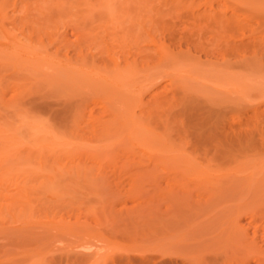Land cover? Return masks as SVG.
<instances>
[{"label": "rangeland", "instance_id": "1", "mask_svg": "<svg viewBox=\"0 0 264 264\" xmlns=\"http://www.w3.org/2000/svg\"><path fill=\"white\" fill-rule=\"evenodd\" d=\"M24 2L33 7L42 6L46 10V20L40 21L39 24L36 23L37 25L33 24L36 29L32 24L31 26L27 22L23 23L14 12V9L20 8ZM145 5L148 8H145ZM222 8L227 13L234 14V27L225 25L219 27L217 10ZM147 9L148 13L152 15V20L146 22L144 13ZM30 11L33 12L32 7ZM7 13L10 15L8 16ZM120 15L129 16V20L134 15L133 22L127 21V18L126 21L122 20ZM146 30L151 31L157 38V42L162 43L165 56L161 54L160 50H157L153 58L149 59L147 53L141 49L142 46H145L144 44H147L142 37V34H147ZM128 31L131 32L130 35H126ZM58 39L61 41L58 42ZM153 49L155 50V47ZM128 61L132 62L130 67L116 69L120 64H122L121 67H124ZM7 88H10V92ZM17 88L22 95L17 91ZM20 88L22 91L24 89L33 92L34 89L38 90V95L32 92H30L31 96L28 92L24 94ZM39 88L41 91L47 89V92L52 89L51 92L53 91L54 94L50 93L48 94L50 97L46 95L47 98L46 96L44 98H50V101L46 100V102L54 103L58 107L59 116L63 117V120L68 119L70 125L76 129L74 130L76 142L74 140V144L67 145L66 140H61L59 132L55 133V137L58 138L57 135H60V140L57 138L54 140V135L51 136V140L48 135L45 137L47 139H44L48 140L46 143L53 141V146L56 145V149L59 146L54 142L56 140L70 149L64 146L58 147L66 148V152L63 150L65 157L63 156L64 152L59 154V156L62 155L60 161L63 160L58 163L59 165L63 166L68 163L70 158L72 161L68 165L72 166L73 164V167L75 165L73 173L67 169L66 165L67 168L53 165L58 171L66 172L65 174L69 175L65 179L63 178L65 174L63 175V172L59 171L63 175L60 179L62 181L64 179L65 182L58 180L60 176L57 173V180L60 184L62 183L59 184L60 187L57 186L56 179L52 183L53 185L51 183L47 185L49 191L53 189L50 193L54 192L55 201L57 200L58 202H56L61 207H59V211L58 208L55 209L56 212L54 211L53 208H56V205L50 200L54 205L50 204V201L48 202L50 207L47 203L42 205L48 206L49 209L52 208L53 210L50 211L53 213L45 206L41 209L40 201L35 202L38 205L37 210L35 209L36 205H33L36 210V213L33 212L35 218L31 219L32 215H26L29 213L28 210L24 211L25 213L21 212L27 216V222H32V225L39 221L46 223L41 222L42 224H39L36 229H28L35 236L36 233L33 231L40 228L44 245V242L49 239L48 235L51 234L50 229L53 233L62 228L60 229L61 233L59 232L62 235L58 236V241L55 239L56 243L50 242L51 237L49 242L46 241L49 243L47 245L51 244L50 248L55 246V252L52 250L49 252L50 248L47 249L46 245V249L43 248L45 249L44 253L47 254L43 255L46 257V261L42 257L43 263L39 262L38 264H53V261L60 264L59 261L52 260L50 257L54 254L58 256L57 247L65 248L68 245H72V247L76 245L75 248L78 250L75 251L80 254L89 253V257H92L93 253L92 259L90 258L92 262L95 260L94 256L100 258L99 261L102 257V261L104 259L112 261L111 258L117 253L121 255L127 252L137 256L149 255L154 253L153 250L157 245L155 242L159 239L162 240L159 237H163V234L164 238H166L165 234L169 235V238L166 239L167 241H159L164 246L173 247V251L180 247L183 248L185 245L196 246L207 242L206 245L209 246L213 244L217 248L230 249L224 257L219 258L220 264H242L241 259L246 257L243 252L245 248L236 241L235 237L233 238L235 240L232 239L233 236L229 237L231 234L228 233L231 231L229 232L226 227L228 221L232 220L233 222L237 219L245 229L250 230L251 235L254 234L256 227L262 225L259 229L260 233L258 231V234L261 235L257 236L262 237L258 240H260L259 244L264 247V244L261 243L264 242V170L260 165L254 163L255 160L261 158V154L247 151L239 156L237 161L224 162L223 168H220V170L222 169L221 173L219 171L216 173L219 175L216 185L209 184V181L208 183L204 182L203 177L213 173L212 169L217 162L211 164L213 161L211 163L206 159L203 161L200 159L202 156H197L196 153L191 158L190 146L186 147L190 151L188 158L193 160L190 161L191 163L188 161L187 165L184 166L183 163L179 166L172 160V162L168 160L173 165L169 163L168 166L163 165L162 168L155 165L157 153L160 151L164 154L161 148L165 150L167 145V148L173 150L174 144L182 142L174 138L166 142L164 138V143L158 139L160 135H162L160 138L164 137V130L167 127L166 134H171L168 137L174 135L178 138L179 131L177 135L174 132L177 122L217 118L220 122L219 130L224 134L226 132H245L249 130V125L255 122L253 118L258 119L257 116H250L253 110L251 108L254 107L249 106L256 102L255 98L264 90V0H0V91H7V93H4L5 91L1 93L0 99L7 102L10 98H14L15 101V96L20 94L19 96L23 100L25 95L27 96L28 100H25L28 103L31 100L40 103L42 97L39 98ZM45 92L43 90L41 94L44 95ZM34 94L38 98L35 99L36 101ZM259 97H257V102ZM19 101L21 107L28 104H25L26 101L22 103L19 98L16 103L13 102L15 103L13 106L17 105L18 107L15 109L10 103H7L9 107H5V102H2V105L0 102V109H5L4 115L0 113V117H2L0 121L8 120L9 122L2 121V123H8L13 132L17 130L18 122L16 121L21 120L25 126L27 119L31 120L25 110L29 109L28 112L37 113L31 109L30 105L26 106L28 107H25L26 109L22 107L25 109L22 111L17 104ZM260 105L259 110H264V102H261ZM12 107L14 110H11L13 112L9 110L11 113L8 112L10 115L8 117L6 109L8 111ZM70 107L71 109L74 107L72 109L74 117H72L73 114L71 115V110V116L68 115L69 113L66 114L68 112L66 108L70 109ZM30 109L33 111L31 112ZM17 113L22 118H17ZM262 114L264 115V112ZM260 116L261 114L258 116L259 119L263 117ZM60 117L59 121L62 120ZM35 118L32 117L33 121L28 120L27 124L29 125L26 124L25 129H28L30 124L33 125L39 119L34 121ZM72 118L75 123L70 120ZM12 119L16 121L14 122ZM43 122L45 121L43 120ZM46 122L51 124L48 119ZM101 122H106L109 125L106 129L107 132L102 130ZM146 122L150 127H146L145 130L143 126H146ZM167 123L170 124L166 126ZM39 124L38 122V127L41 125ZM41 126L42 129L43 125ZM1 127H3L2 124ZM44 128L42 131L45 130ZM149 128L151 130H148ZM18 130L17 132H20ZM180 131L184 135V131L182 129ZM0 132L2 134L1 130ZM5 133L3 134L5 135ZM29 133L31 132H28L29 136H27V132L23 131L20 135H23L24 139L29 137L30 140L32 133ZM73 133L70 134L73 135ZM62 136L66 137L67 142L72 138H67L68 135L63 133ZM20 137L22 138V136ZM3 141L7 147L8 143ZM28 141L26 139V142ZM30 142L33 143V141ZM16 144L17 142L10 147H17ZM5 146L4 149L7 150L8 148ZM22 146L24 148L25 145L22 144ZM31 146H29L30 150L29 148L25 149H28V152L31 151L29 153L32 151L36 153ZM20 148L19 146V152L23 150ZM13 149L9 148L10 151ZM171 149H166L165 154L173 152ZM16 151L12 153L14 156L19 153ZM67 151L73 152L74 154L71 153L73 156H67ZM4 153L3 155H5ZM8 153L6 152V154ZM21 153L24 154V152ZM166 155H171V153ZM29 156L32 155L29 154ZM48 157L51 158V162L53 156L48 155L47 159ZM20 158L17 157L16 160L24 159ZM29 160L31 161V159ZM31 162L36 167L35 164L39 161ZM50 162L47 165L43 164L44 166L41 164L42 167L39 165L41 174L49 175L48 172L52 168H49ZM28 166L30 167V165ZM28 166L23 167L27 168ZM45 166L49 168L48 172L44 170L47 168ZM172 166L176 169H173ZM190 167L197 171H190ZM17 168L14 171H18ZM30 168L33 169V167ZM30 168L28 169L30 170ZM164 168L165 170H162ZM21 170L23 171V168L20 169V172H22ZM38 170L37 172H39ZM52 170L51 173H53ZM149 170L150 173H148ZM165 171L167 173L170 171L169 176L165 175ZM20 172L19 174H21ZM35 173L32 174L36 175ZM15 174L18 175V172ZM22 174L21 179L24 177ZM31 176L29 175L28 178ZM156 177H159L160 181ZM34 178L36 177L34 176ZM184 179H186V183L182 182ZM155 180L159 181L160 186H155L157 184ZM191 181L192 183H190ZM196 181L203 182V185L207 183V186L200 185V187ZM36 183L32 177L28 184L35 185ZM164 187H167L168 193L169 191L172 193L166 194ZM45 188L46 186L43 187V189ZM55 190L58 191V194ZM49 191L45 196L50 194ZM38 195L39 193L34 196ZM208 198H211L210 202L206 201ZM169 200L173 203H170ZM37 211L45 212L46 215L42 218L41 215L38 216ZM57 211L58 214H56ZM47 213L52 216L48 218ZM36 215L38 220L34 222L37 218ZM254 216L256 218L253 219ZM10 218L12 217L9 216L10 224L7 223L8 225H18L22 221L20 219L19 223L15 218L12 220ZM27 218L31 221L29 222ZM52 222L56 223V230H54ZM248 222L252 227L247 226ZM36 224L33 226H37ZM41 226L44 228V232L49 230L48 238H44L46 233L43 236ZM230 228L228 227L229 230ZM26 233H24L26 239L30 238L28 243H33L34 238H27L30 233ZM84 233L87 236L83 235ZM145 234L147 236H144ZM111 235L112 239L108 237ZM153 235L156 236V241ZM2 238L0 243L7 240V238H3L4 240ZM29 245L31 244L23 246V248L30 247L32 249L34 243L33 246ZM13 247L10 245L8 249L12 251ZM106 255L107 258H105ZM116 256L118 257V255ZM17 257L20 258L19 255ZM81 257L79 261L84 263L83 260L87 256ZM89 257L86 259L87 263L90 261ZM61 263L64 264V262ZM247 264L260 263L256 258H251Z\"/></svg>", "mask_w": 264, "mask_h": 264}, {"label": "bare ground", "instance_id": "2", "mask_svg": "<svg viewBox=\"0 0 264 264\" xmlns=\"http://www.w3.org/2000/svg\"><path fill=\"white\" fill-rule=\"evenodd\" d=\"M29 3H25L24 2V4L22 3L21 5H20V8L18 7L17 9L15 8L14 9V12L17 14V16L18 17H20V20L24 23H26L27 22V24L29 23L30 25L32 24H34V25H37V24H39L40 23V21H42L43 22V20L45 19L46 20V10L42 7V6H37V7H33V6H30V5H28ZM27 5V6H26ZM28 6H30V7H28ZM32 7V10H33V12H31L30 11V8ZM145 8L147 7V5H145L144 6ZM29 8V9H28ZM148 8V7H147ZM31 12V13H30ZM217 12H218V16H217V19L219 20V23H218V25H219V27H223L224 25L225 26H228V27H234V25H233V23H234V14L233 13H227V11L225 10V9H219V10H217ZM31 14V15H30ZM145 17H146V22L148 21V20H152V15L151 14H149L148 13V9L145 11ZM7 15H8V13H7ZM10 15V14H9ZM8 15V16H9ZM130 16H131V14H129ZM121 16V15H120ZM123 16V15H122ZM121 16V19L122 20H125L126 21V18H127V21H130L131 23L133 22V19H134V15L130 18V20L128 19L129 18V16L128 17H125L126 15H124L123 17ZM13 17H14V15H13ZM16 18V17H15ZM148 18V19H147ZM17 20H18V18H17ZM37 23V24H36ZM29 25V26H30ZM31 25V26H32ZM34 25H33V28H35L34 27ZM130 27V26H129ZM132 27V26H131ZM36 29V28H35ZM130 30H131V28H130ZM132 31V30H131ZM147 31V30H146ZM129 33H131V32H126V35H130ZM125 35V36H126ZM139 38H140V36H138ZM137 37V38H138ZM142 37H143V41L144 42H146L147 44H144L145 46H142L141 47V49H143V51H145L146 53H147V57L149 58V59H151V58H153V56H154V53H156L157 52V50L159 51L160 50V52H161V54H163V45H161L162 43H160V42H157V38H155V36L152 34V32L151 31H147V34L145 35H143L142 34ZM60 38V37H59ZM136 39V36H135V38H134V40ZM59 40L61 41V39H58V42H59ZM52 42H54L53 40H51ZM126 41V40H125ZM51 43V42H50ZM52 44V43H51ZM157 44H159V45H157ZM158 46V47H157ZM153 47H155V50L153 49ZM156 48H158V49H156ZM144 52V53H145ZM165 54L166 53H164L163 54V56H165ZM131 63L132 62H130V61H128V63H126L125 64V68L124 67H121L122 66V64H120V66L117 68L116 67V69H118L119 70V68H123V69H126V68H128V67H130L131 66ZM4 89V88H3ZM6 89V88H5ZM8 89V91L10 90V88H7ZM21 89V88H20ZM40 89V92H39V98L40 97H42V102H40V103H38L35 99H38V98H36V95H38V93H37V91L38 90H35L34 89V92L32 91V90H26V89H24L23 91H22V89H21V91L25 94V92H28V94H30V92H32V93H37L36 95L34 94V96H35V98H34V100L36 101V102H34V101H29V103L27 102V100H28V98H27V96L25 95V99H27V100H23V98L21 97V96H19L18 95V93L20 92V90H19V88H17V91H19L18 93H17V95L19 96V98H20V100L22 101H26L25 102V104L26 103H28V104H26V105H24V106H22V107H26V106H28V105H30V107H31V109H33V110H35V111H37V113L35 114V112L33 113L32 111L33 110H31V112L32 113H30V112H28V110L29 109H27V111L25 110L26 108H28V107H26L25 109L24 108H22L21 106H19V104H20V101H19V103H17L18 104V106L20 107L19 109H21L22 111L23 110H25V113L27 112L29 115H28V117L30 118L31 117V120L33 121V119H32V117H36L35 119H34V121L36 120V119H38V120H36V122H34L33 123V125L32 124H30L31 126H29V128L28 129H25V127H26V124L27 123H29V121H31V120H29V119H27L26 117H24V118H26L27 119V122H26V124H25V126H24V124H22V121L21 120H19V121H16V120H14V119H12V120H14V122L16 121V122H18V126H16V123L14 124L17 128V130L20 128V126L22 125L23 126V129H21L22 128V126H21V130H20V132H17V130H14V132H13V130H12V127L8 124V123H2V121L3 122H9L8 120H5V119H2L1 121H0V123L3 125V127H1V124H0V130L2 131V134H1V132H0V139H1V141H3V140H5V142H7L8 143V146L6 147L5 146V143H4V141L3 142H1L0 141V151L1 150H3V151H6L7 153L8 152H11L10 154L8 153V154H6V152L4 153L3 151H1L0 152V233L2 234V236L1 237H3V238H7V240H8V242L6 243V241L7 240H4L3 238V242L2 243H0V264H38L39 262H41V263H43V260H42V257L44 258V260L46 261V257H44V256H46L47 254H46V252L44 253V251H45V247H47V249H49L50 247H51V244L50 245H47V244H49V243H46V241H48L49 242V239H50V237H51V240H50V242H57L58 240H57V238H58V236H60V235H62V234H59V232H60V229H62V228H60V229H57L56 227H57V225H56V223L55 222H52L53 224H52V226H53V228H54V230H59L58 232H57V230H56V232H53L52 233V230L50 229V233L48 232L49 230H48V228L47 229H45L47 232H44L43 230H44V228L41 226V229H42V232H43V236L45 235V233H46V235L44 236V238L45 237H47V235L48 234H50V235H48L49 236V239H47L44 243H45V245L43 244V238H42V236H41V231H39L40 230V228L39 229H37L36 231H33V233H36V235L34 236V235H32L29 231H28V229L29 228H34V229H36V227H38V225L39 224H42L44 221H39V222H37V224L36 223H33V225H37V226H33L32 225V222H30L29 221V219H28V221L30 222V223H28L27 222V220H26V217L27 216H25L23 213H25L24 211H26V210H28L29 211V213L28 214H26V215H32L31 216V219H33L32 217H34L35 216V214L34 213H36V210H37V207H38V205H36L35 204V202L36 201H40V204L39 205H42V204H48V202L50 201V200H52L53 201V203L56 205V208H53L54 209V211H55V209H57L58 208V211H59V207H60V205L55 201V196H54V192H51L50 193V191H52L53 189H51L50 191L48 190V188H47V185H48V183H54V181H55V179H56V182L58 183V187H60L59 186V181H61V182H65V180L63 179V178H65L66 179V176L68 175V174H65L66 172H63V171H58V169L57 168H55V166H57V165H59L58 163H61V162H63V160H61L60 161V156H62V155H60L59 156V154H62L64 151L63 150H65L66 148L67 149H69L68 148V146H64V144H62V143H58L57 142V140L59 139L60 140V138H61V140H66V144L68 145L69 143H71V145L72 144H74V142H76V138H75V135H76V133H75V131L74 130H76V129H74L73 127H72V125H70V121H67V120H63V117L61 118L60 116H59V110H58V107H56V105L54 104V103H48V102H46V100L47 101H50V96L48 95V94H50V93H52L51 92V90H48V92L46 91L47 89H42V91H41V88H39ZM26 90V91H25ZM43 90H44V92H45V94L43 95V94H41L42 92H43ZM5 91V90H4ZM3 91V92H4ZM264 91V90H263ZM262 91V92H263ZM3 92H1L0 91V96H1V93H3ZM10 92V91H9ZM8 92V93H9ZM262 92H260L258 95L260 96H257V97H259L258 98V102H257V97L255 98V100H256V102L255 103H252L253 105L252 106H249V107H254V108H251V109H253L251 112V114H250V116L251 117H256L257 116V118L258 119H256V118H253V120L255 119V122H253L251 125H249V130H246L245 132H239V133H229V132H226V133H222L220 130H219V119H205V118H202V119H194V120H188V121H186L185 120V122L183 123L182 121V123L180 124L179 122H177L176 124H177V127H178V130H177V127L175 128V130L176 131H174V132H176V134L175 135H177V132L179 131V133H178V135H177V137L178 138H176V136H171V137H168V135H169V133L168 134H166L167 132H168V127L167 128H165V135H164V137H161L160 138V136H162V135H160L159 136V140L160 141H163V139L165 138V141L167 142V141H169L170 139H178L179 140V142L180 141H182L183 142V144H182V142H180V143H177V144H174V146L172 147V146H170V147H172L173 148V150L171 149V148H167V145L165 146L166 147V149H171V151H173V152H169V153H171V155H166V154H169V153H166L165 154V152H167V150L165 149L164 150V148H161L162 150H163V152H164V154L162 153V152H158L157 153V158H155L156 159V166L157 167H161L162 168V166L163 165H167V164H169L170 162H174V163H177L178 165L180 164V165H182L183 163V165L185 166V165H187V163H188V161L190 162V161H193V160H191V159H189L188 158V156L190 155V157L192 156V155H194L195 153L197 154V156L198 155H200V159H203V161H204V159H206L209 163H211L212 161V163L211 164H214V163H216V164H214L215 165V167L212 169V170H214L213 171V173L211 172H209L210 174V176H206V175H208V174H206L205 175V177H203L204 178V182H207L208 183V181H209V184H212V185H216L217 183V179H218V177L217 176H219V175H217L216 173L219 171L220 173H221V170H220V168L222 167L223 168V164H224V162H232V161H237V159H238V157L239 156H241V155H243L245 152H247V151H252V152H254V153H256V154H261L262 156H261V158H259L258 160H255L254 161V163H256L257 165H260L261 166V168L264 170V115L262 114L263 112H264V110H259V108L262 106V105H260L261 104V102H264V92L262 93ZM4 93H7V91H5ZM21 93V92H20ZM24 94H23V96H24ZM54 93H52V95H53ZM21 95H22V93H21ZM46 95H48L49 97V99H45L44 97L46 96ZM17 96V97H18ZM30 96H31V94H30ZM33 96V97H34ZM16 96H15V98H16V100L14 101V98L12 99V98H10L9 100H7V102L6 101H4L3 99H0V102H1V105H2V102L5 104V107H9L8 105H7V103H10V104H12V106L13 105H15V103H16V101H18V99L19 98H17ZM262 97H263V99H262ZM22 98V99H21ZM46 98H47V96H46ZM41 99V98H40ZM44 99V100H43ZM262 99V100H261ZM2 100V101H1ZM261 100V101H260ZM23 101H22V103H23ZM13 102H15V103H13ZM188 104H189V102H188ZM256 104V105H255ZM0 105V106H1ZM251 105V104H250ZM259 105H260V107H259ZM258 106V107H257ZM13 107H15V109L16 108H18L17 107V105L16 106H13ZM13 107H12V109H8V111H7V109H6V114L9 112V113H11V112H13V111H11V110H14L13 109ZM248 107V108H249ZM263 107V106H262ZM1 108V107H0ZM67 110H68V112L66 113V114H68L69 116H71L73 113H72V109H74V107L71 109V107H70V109H68V108H66ZM1 110V109H0ZM5 109H3V110H1V111H3V112H1L0 111V113H2L3 115L5 114V111H4ZM11 112H10V111ZM70 110H71V115H70ZM65 111V110H64ZM15 112V111H14ZM9 113L7 114V116L9 117L10 115H9ZM24 113V116H26V114ZM39 113V114H38ZM62 113H64V112H62ZM74 113H75V111H74ZM14 114V113H13ZM39 116H38V115ZM65 114V115H66ZM259 114H261V116H263V117H261L260 119H259ZM17 116H14V117H17V118H22L21 117V115L19 114L18 115V113L16 114ZM37 115V116H36ZM6 116V115H5ZM6 116V117H7ZM75 116V114H73L72 115V117H74ZM13 117V116H12ZM42 117H45V119L47 118L48 120H50L51 121V124H49V122H46L47 121V119L45 120V119H42ZM59 117H60V119H62L61 121H59ZM2 117H0V119H1ZM29 120V121H28ZM44 120L45 122H43V123H45V124H43L42 123V121ZM71 121L72 120H74V118H72V119H70ZM257 120H259V121H257ZM21 121V122H20ZM53 121V122H52ZM13 122V123H14ZM38 122L41 124V125H43V128L45 129V130H43L42 131V129H41V125L38 127ZM62 122V123H61ZM73 122V121H72ZM21 123V124H20ZM47 123V124H46ZM73 123H75V121L73 122ZM144 123V122H143ZM160 123H161V121H160ZM5 124H6V127H5ZM11 124V123H10ZM108 124H110V123H108ZM170 123H167V125L166 126H168ZM180 124V125H179ZM9 125V127H7ZM27 125H29V124H27ZM101 126H102V130H106L108 127H109V125H107V123L106 122H101V124H100ZM143 125V124H142ZM146 126H143V127H145L144 129L146 130V127L148 128V127H150L149 125H147V122H146V124H145ZM37 126V127H36ZM49 126V127H48ZM153 127V126H152ZM152 127H151V129H152ZM10 130V132H12V133H10V132H8L9 130ZM25 129V130H24ZM110 129V128H109ZM150 128L148 129V130H151ZM183 130L184 131V135L182 134V132L180 131V130ZM7 130V131H6ZM18 130V131H19ZM27 130V131H26ZM29 130V131H28ZM47 130V131H46ZM100 130V129H99ZM147 130V131H148ZM23 131H25V132H27V136H29L28 135V132H31V133H29V134H31L30 135V137H32L33 138V136H34V138L32 139V138H30V140L28 139V138H23V135H20V134H22L23 133ZM44 131H45V133H44ZM4 132H6L5 133V135L3 134ZM52 132H54V133H52ZM60 133L61 134V136L60 135H57L58 136V138L57 137H55L56 135H55V133L57 134V133ZM74 132V133H73ZM101 132V131H100ZM106 132H107V130H106ZM108 132H109V130H108ZM132 132V131H131ZM7 133H9L8 135H7ZM62 133L64 134V135H68L67 136V138L69 137V135H72V134H70V133H73V135L72 136H70V137H72V138H70L69 140H68V142H67V139H66V137H64V136H62ZM103 133V132H102ZM105 133V132H104ZM51 134V135H50ZM108 134V133H107ZM106 134V135H107ZM133 134H134V132H133ZM136 134V133H135ZM17 135H19V136H17ZM48 135V138L51 140L52 139V137H53V135H54V140L57 138V140L56 141H54V142H56L57 143V145H59V146H61V147H66L65 149L63 148V149H61V147L60 148H58L57 147V149H56V145L55 146H53V141L51 142H49V143H46L48 140H44V139H47V138H45L46 136ZM105 135V134H104ZM158 135V134H157ZM171 135V134H170ZM169 135V136H170ZM20 136H22V138L20 137ZM25 136V135H24ZM52 136V137H51ZM59 136H60V138H59ZM137 136V135H136ZM4 137V138H3ZM6 137V138H5ZM19 137V138H18ZM62 137H63V139H62ZM156 137H158V136H156ZM21 138V139H20ZM42 138V139H41ZM65 138V139H64ZM25 140V141H23V140ZM26 139H27V141L28 142H26ZM72 139V141H70ZM19 140V141H18ZM37 140V141H36ZM75 140V141H74ZM158 140V141H159ZM177 140V141H178ZM30 141H33V143L32 142H30ZM35 141V142H34ZM74 141V142H73ZM165 141H163L164 143H165ZM17 142V144L16 145H18L17 147H15V149H13L14 147H10V145H12V144H15ZM26 143V144H24V143ZM23 145H25V146H28V147H25L24 146V148H23V146H22V144ZM50 143H52V144H50ZM21 144V145H20ZM30 144H32L33 146H31ZM55 144V143H54ZM62 144V145H61ZM168 144H170V143H168ZM172 144V143H171ZM7 145V144H6ZM36 145V146H35ZM4 146H5V148H8L7 150H9V148H12L13 150H9V151H7L6 149H4ZM21 147L20 149H22L23 148V150L22 151H20L19 152V149H18V147ZM29 146H31V147H33L34 149V151L36 152V153H33V151H32V153H29V152H31V151H27L28 149H25V148H29ZM186 146H190V151H191V153L189 154V150H188V147H186ZM2 148V149H1ZM18 150H17V149ZM160 149V150H161ZM192 149V150H191ZM17 150V151H16ZM29 150H30V148H29ZM31 150H32V148H31ZM59 150V151H58ZM70 150V149H69ZM13 151H14V153H15V151H16V153L17 152H19L16 156H14V154H12L13 153ZM25 151H27V152H25ZM192 151H193V153H192ZM21 152H24V154L23 153H21ZM65 152H66V150H65ZM65 152L63 153V156H64V154H65ZM3 153L5 154V155H3ZM27 153V154H26ZM58 153V154H57ZM70 153V154H69ZM71 153H73V152H70V151H67V156H73V154H71ZM173 153V154H172ZM23 154V155H22ZM28 156H26V155ZM29 154L30 155H32V156H29ZM33 154H35V155H33ZM27 157H25V156ZM48 155H50V157H52L53 156V159L51 160V162H50V159L51 158H49L48 157V159H47V156ZM15 158H14V157ZM20 156H22L21 158H20ZM17 157H19L20 159H22V158H24L23 160H24V162H23V160H16L17 159ZM32 157V158H31ZM34 157H36V158H34ZM55 157V158H54ZM65 157V156H64ZM62 158V157H61ZM67 158V157H66ZM69 158V157H68ZM192 158V157H191ZM13 159H14V161H13ZM29 159H31V161H34L35 163H36V160L37 161H39V162H37L35 165H36V167L34 166V163L33 162H31ZM34 159H36V160H34ZM26 160V161H25ZM47 160V161H46ZM65 160V159H64ZM168 160H170V162H168ZM172 160V161H171ZM205 160V162H207ZM15 161H17L16 162V165H15ZM20 161V162H19ZM28 161H30V162H28ZM53 161V162H52ZM55 161V162H54ZM72 160H71V158H70V160H69V162H68V160H67V162L68 163H66V164H63V166L65 167V168H67L68 170H71V172L73 173V171H74V167H75V165H74V167H73V162L71 163L72 164V166L70 165H68L70 162H71ZM74 161V163L76 164V162H75V160H73ZM215 161V162H214ZM14 162V163H13ZM27 162V163H26ZM48 162H50V166H49V168L50 167H52L51 168V170H52V172L53 173H51V170H49L50 172H48V170L47 169H49L47 166H45V167H47V168H44V170L46 171V172H48L49 173V175H47V174H41V169H40V166L42 167V165L44 164V165H47L48 164ZM165 162H168V163H165ZM253 162V161H252ZM25 163V164H24ZM31 163H32V166H31ZM191 163V162H190ZM189 163V164H190ZM199 163V162H198ZM197 163V164H198ZM10 164V165H9ZM13 164V165H12ZM22 164V165H21ZM30 165V167H33V169H34V171H36L37 172V170L38 169H40V170H38L39 172H37V173H35L34 171H33V169L32 168H30L28 165ZM37 164H38V168H37ZM42 164V165H41ZM55 164V166H53ZM18 165V166H17ZM20 165V166H19ZM40 165V166H39ZM43 165V166H44ZM52 165V166H51ZM67 167H66V166ZM154 165V166H155ZM170 165H173V164H171L170 163ZM169 165V166H170ZM179 165V166H180ZM199 165V164H198ZM13 166V167H12ZM15 166V167H14ZM23 166H28L27 168L26 167H23ZM59 166H62L61 164L59 165ZM62 166V167H63ZM156 166H155V170H156ZM168 166V165H167ZM166 166V167H167ZM196 166V165H195ZM12 167V168H11ZM18 167V168H17ZM23 168V171L22 172H20V169H22ZM72 167H73V170H72ZM165 167V168H166ZM176 167V166H175ZM183 167V166H182ZM194 167V166H193ZM17 168V170L18 171H14L15 169ZM20 168V169H19ZM25 168V169H24ZM28 168H30V170L28 169ZM71 168V169H70ZM165 168L164 169H162V170H165ZM170 168V167H169ZM172 168H173V166H172ZM179 168V167H178ZM177 168V170L179 171V169ZM191 168V167H190ZM211 168V167H210ZM28 170V172H27V170ZM37 169V170H36ZM153 169V168H152ZM151 169V170H152ZM167 169V168H166ZM173 169H176V168H173ZM187 169V168H186ZM189 169V168H188ZM24 170L26 171L25 173H24ZM43 170V171H44ZM161 170V169H160ZM167 170H169V169H167ZM166 170V171H167ZM176 170V171H177ZM181 170V169H180ZM190 170V169H189ZM192 170H195L194 168L192 169L191 168V170L190 171H192ZM56 171H58V172H56ZM165 171V175L167 174H169L170 173V171H169V173H167ZM195 171H197V170H195ZM17 173L18 172V175L17 174H15V173ZM19 172L22 174V176H24V177H22V179L20 178V176H21V174H19ZM146 172V171H145ZM189 172V171H188ZM203 172H204V170H203ZM207 172V171H206ZM28 173V174H27ZM30 173V174H29ZM32 173H35L36 175H33ZM39 173V174H38ZM57 173H58V176H60L59 178H58V176H56L57 175ZM140 173V172H139ZM148 173H150V170L148 171ZM157 173H158V171H157ZM161 173H164V172H161ZM161 173H159V174H161ZM181 173V172H180ZM205 173V172H204ZM54 174V175H53ZM61 174V175H60ZM31 176V177H29L28 178V176ZM38 175V176H37ZM151 175V174H150ZM158 175V174H157ZM202 175V174H201ZM222 175V174H221ZM34 176L36 177V178H34ZM48 176V177H47ZM61 176H63V181L60 179L61 178ZM153 176H155V173H153ZM169 176V175H168ZM170 176L171 177H173V175H171L170 174ZM197 176H198V174H197ZM33 177V180L34 181H36L37 183L34 185H29L28 183H29V180L31 179ZM56 177V178H55ZM68 177H69V175H68ZM73 177V176H72ZM134 177V176H133ZM170 177V178H171ZM29 180H28V179ZM57 178H58V180H57ZM202 178V177H201ZM203 178H202V181H203ZM156 179H158L159 181H160V179H159V177H156ZM134 180H135V178H134ZM157 180V182H156V180H155V182L157 183H155L156 185L155 186H160L159 185V181ZM28 183H27V182ZM154 181V180H153ZM186 181V179H184V181H182V182H185ZM201 181V180H200ZM197 182L196 181V184H198L199 183V186L201 185H203L202 183L203 182ZM179 182H181V181H179ZM163 183V182H162ZM175 183V182H174ZM186 183V182H185ZM190 183H192V181L190 182ZM206 183V184H207ZM62 184V183H61ZM60 184V185H61ZM139 184V183H138ZM180 184H182V183H180ZM205 183H204V185H205V187L207 186ZM208 184V185H209ZM53 185V184H52ZM175 185H177V184H175ZM183 185V184H182ZM203 185V186H204ZM46 186V188L45 189H43V187H45ZM134 186V185H133ZM190 186H191V184H190ZM200 186V187H201ZM56 187V186H55ZM171 187H173V186H171ZM165 188V187H164ZM183 188H185V187H183ZM204 188V187H203ZM43 189V190H42ZM46 189H47V191H49L48 193H50V194H48V195H46L47 196V198H46V196H45V194L47 193V191H46ZM55 189V188H54ZM166 189V194L168 193L167 191V187L165 188ZM173 189V188H172ZM205 189V188H204ZM212 189V188H211ZM213 189H214V187H213ZM44 190H45V192H44ZM60 190V188L58 189V191ZM68 190V189H67ZM162 190H164V189H162ZM186 190V189H185ZM44 192L43 194H42V192ZM56 191V190H55ZM58 191H56V193L58 192ZM61 191V190H60ZM59 191V192H60ZM165 191V190H164ZM172 191V190H171ZM173 191H175V190H173ZM179 191V190H178ZM178 191H177V193H178ZM188 191V190H187ZM182 192V191H181ZM191 192V191H190ZM37 193H39V195L38 196H34V195H37ZM158 193V192H157ZM163 193V192H162ZM161 193V194H162ZM164 193V194H165ZM169 193H170V191H169ZM168 193V194H169ZM172 193V192H171ZM170 193V194H171ZM176 193V192H175ZM40 194H42V195H40ZM58 194V193H57ZM160 194V193H159ZM174 194V193H173ZM181 194V193H180ZM182 194H183V192H182ZM188 194V193H187ZM209 196V195H208ZM170 197V196H169ZM48 198H49V200H48ZM63 198H65L64 196H63ZM36 199V200H35ZM45 199V200H44ZM171 199V198H170ZM174 199V198H173ZM187 199V198H186ZM35 200V201H34ZM44 200V201H43ZM59 200V199H58ZM210 200H211V198H208V199H206V201L207 202H210ZM46 201V202H45ZM55 201V202H54ZM63 201V200H62ZM61 201V202H62ZM170 201V200H169ZM179 201V200H178ZM184 201V200H183ZM69 202V201H68ZM207 202H206V204H207ZM51 201H50V204H53ZM59 203H60V201H59ZM67 203V202H66ZM170 203H173V202H171L170 201ZM36 205V210L34 209V206L33 205ZM50 204H48V206L50 207L51 205ZM53 204V205H54ZM61 204V203H60ZM168 204V203H167ZM52 205V206H53ZM58 205V206H57ZM208 205H209V203H208ZM45 207H47L48 209L47 210H53L52 208H50L49 209V207L48 206H46V205H44ZM43 205H42V208L41 209H43V208H45ZM175 207L177 206V205H174ZM19 207H21L20 209H19ZM55 207V206H54ZM180 207V206H179ZM30 208H32V209H30ZM39 208H40V206H39ZM61 208V207H60ZM174 208V207H173ZM183 208V207H182ZM237 208H239L238 206H237ZM34 209V210H33ZM41 209H39V210H41ZM170 209V208H169ZM20 210V211H19ZM31 210V211H30ZM17 211V212H16ZM43 211V210H42ZM44 211H46V209H44ZM48 211V212H49ZM58 211H57V213L56 214H58ZM61 211V210H60ZM18 214V217H16L17 216V214ZM21 212H23V213H21ZM31 212H32V214H31ZM34 212V213H33ZM50 212H52L53 213V211H50ZM50 212H49V214H50ZM56 212V211H55ZM240 212V211H239ZM9 214V215H6V214ZM22 215H21V214ZM37 213H38V216L39 215H41L42 216V218L44 217V215H46L45 214V212H39V211H37ZM40 213V214H39ZM237 213H238V211H237ZM20 214V215H19ZM43 214V215H42ZM48 214V213H47ZM48 214V215H49ZM24 215V217H22ZM54 215V214H53ZM238 215V214H237ZM9 216L10 217H12V218H10L11 220L13 219V218H15V220L16 221H21L20 219H22V221H21V223L20 224H18V225H8L7 223H9L10 224V220H9ZM40 216V217H41ZM52 216V215H51ZM50 215L48 216V218H50L51 217ZM56 216V215H55ZM238 216H240V217H242L241 215H238ZM237 216V217H238ZM36 217H37V215H36ZM54 217V216H53ZM52 217V219H54ZM59 217V216H58ZM239 217V218H240ZM35 218V217H34ZM46 218V217H45ZM47 218V219H48ZM254 218H256L255 216L253 217V219ZM56 219V218H55ZM234 219V218H233ZM237 219V218H236ZM252 219V220H253ZM15 220H13V221H15ZM36 220H38V217L35 219V221L34 222H36ZM58 220V219H57ZM42 222V223H41ZM59 222V221H58ZM258 222V221H257ZM61 223V222H60ZM228 223V225H226V227H227V230L230 232V233H228V234H231V235H229V237L231 238L232 236V239L235 237L236 238V241L238 242V243H240V245H242L245 249H244V255L246 256V257H243L242 259H241V263L242 264H247V262H249V260L251 261V258H256L258 261H259V263L260 264H264V247H262L261 246V244H259V241L260 240H258V238H262V237H258L257 235H259L258 234V231H259V229H260V227L262 226L261 224H259V225H261V226H259V227H256V229L254 230L255 232H254V234H250V230L248 231V229H245L244 228V226H242L241 225V223H240V220H233V222H232V220H230V222L228 221L227 222ZM29 224H31V225H29ZM43 224H46L45 222L43 223ZM251 223L250 222H248L247 223V226H249ZM45 226V225H44ZM65 226V225H64ZM251 226V225H250ZM40 227V226H39ZM48 227V226H47ZM228 227H231L230 228V230L228 229ZM252 227V226H251ZM56 228V229H55ZM250 228V227H249ZM242 229H244V230H242ZM227 231V232H228ZM241 231V232H240ZM261 231V230H260ZM260 231H259V233H260ZM27 232V233H26ZM24 233H26V234H28V233H30V236H27V238L28 237H31V238H34V240H33V243H34V246H33V243L32 242H30V243H28L29 241H30V238L29 239H26V237H25V234ZM61 233V232H60ZM70 233V232H69ZM85 233H87V232H85ZM83 234V235H86V234ZM58 234V235H57ZM155 234V233H154ZM245 234H246V236H245ZM262 234H263V232H262ZM93 235V234H92ZM97 235H99V234H97ZM126 235V234H125ZM131 235V234H130ZM149 235V234H148ZM156 236H157V234H155ZM248 235V236H247ZM261 235V234H260ZM259 235V236H260ZM87 236V235H86ZM88 236H90L91 237V235H88ZM95 236V235H94ZM144 236H147L146 234L144 235ZM156 236L154 237V235H153V237L154 238H156ZM165 236H166V238H164V234H163V237H159V238H162V240L161 239H159L158 238V236H157V238L160 240V241H165L167 238H169V235H166L165 234ZM226 236V235H225ZM1 237H0V242L2 241L1 240ZM99 237V236H98ZM102 237V236H101ZM104 237H106V236H104ZM108 237H112L113 238V236L111 235V236H108ZM107 237V238H108ZM128 237H130L129 235H128ZM133 237V236H132ZM89 238V237H88ZM111 238V239H112ZM136 238V237H135ZM157 238L155 239V241L157 240ZM57 241H56V240ZM75 239H77V238H75ZM81 239V238H80ZM86 239V238H85ZM131 239V238H130ZM212 239V238H211ZM232 239H231V241H232ZM238 239V240H237ZM29 240V241H28ZM110 240V239H109ZM134 240V239H133ZM157 241V242H155L157 245H156V247L154 248V250H153V254H147V255H140V256H137V255H133V253H132V255H131V253L130 254H128V252L127 253H124V254H115V255H113L114 257H112V256H110V257H112L111 259H112V261L110 260V257H109V260L110 261H108V259H104L103 261H102V259H103V257H102V259L99 261V259L100 258H96V256H94L95 257V260L92 262V260H90V258L92 259V257H93V253H92V257H89L88 255H90L89 253L86 255V254H80L78 251H75V250H78V249H76L75 247H76V245L74 246V247H72V245H68V247H65L64 245V247L65 248H60V247H57V249L59 250V254H58V256L57 255H55L54 254V256H52V257H50V258H52V260H56V261H59L60 262V264H62L61 262H64V264H86L87 263V261H86V259H88V257H89V262L87 263V264H109V262H111L112 264H220L219 263V258H221V257H224L225 256V253H227V251L228 250H230V249H227L226 250V247H224V248H222V247H220V248H217L216 246H213V244L211 245L210 244V246L209 245H206V243L205 242H203V243H201V244H199V245H196V246H190V245H185L183 248H179L178 250H176V251H173V247H169V246H164L160 241ZM214 240V239H213ZM233 240H235V239H233ZM31 241H32V239H31ZM167 241V240H166ZM211 241V240H210ZM236 241H234V242H236ZM262 241V240H261ZM27 242V243H26ZM65 242V241H64ZM233 242V241H232ZM132 243V242H131ZM161 243V244H160ZM205 243V244H204ZM212 243V242H211ZM237 243V244H238ZM242 243H244V244H242ZM261 243H263L264 244V242L262 241ZM28 245V244H31L33 247H32V249L30 248V247H28V248H30V249H28V248H23V246L24 245ZM202 244H204V245H202ZM234 244V243H233ZM11 245L14 249H15V247H16V250H14V249H12V251H11V249H8V247ZM25 245V246H26ZM31 245H29V246H31ZM47 245V246H46ZM235 245V244H234ZM20 246H22V247H20ZM24 246V247H25ZM44 246V247H43ZM62 246V247H63ZM80 246V245H79ZM78 246V247H79ZM139 246H140V244H139ZM187 246V247H186ZM237 247L239 246V244L238 245H236ZM264 246V245H263ZM4 247V248H3ZM17 247H19V248H17ZM55 246H52V248H50V250H48L49 252L52 250L53 252H55V248H54ZM129 247V249H130V246H128ZM43 248H45V249H43ZM18 249V250H17ZM23 249V250H22ZM13 250H14V252H13ZM22 250V251H21ZM44 250V251H43ZM128 250V249H127ZM19 251H20V253H19ZM51 251V252H52ZM131 251V250H130ZM16 252V253H15ZM95 252V251H94ZM98 252V251H97ZM44 253V254H43ZM81 253H82V251H81ZM85 253V252H84ZM46 254V255H45ZM17 255H19L20 256V258H18L17 257ZM44 255V256H43ZM52 255V254H51ZM110 255V254H109ZM116 255H118V257L116 256ZM250 255V256H249ZM80 256H84V257H86L87 256V258H85V260H83L84 261V263L82 262V261H79V260H81L80 259ZM263 256V257H262ZM81 257V258H82ZM101 257V256H100ZM105 258H107V255H106V257ZM94 259V258H93ZM47 260H50V259H48L47 258ZM51 261V260H50ZM107 261H108V263H107ZM240 262V261H239ZM110 263V264H111ZM53 264H56V262L54 263V261H53ZM58 264V263H57Z\"/></svg>", "mask_w": 264, "mask_h": 264}]
</instances>
